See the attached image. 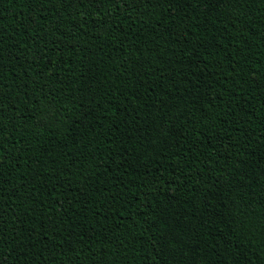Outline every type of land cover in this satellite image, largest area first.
<instances>
[{"label":"trees","instance_id":"trees-1","mask_svg":"<svg viewBox=\"0 0 264 264\" xmlns=\"http://www.w3.org/2000/svg\"><path fill=\"white\" fill-rule=\"evenodd\" d=\"M195 8L106 3L108 29L94 27L101 13L91 5L0 0V47L20 56L0 71L2 264H264V0L243 5L227 32L229 9ZM197 13L188 34L185 17ZM40 54L51 63L21 75Z\"/></svg>","mask_w":264,"mask_h":264},{"label":"snow or ice","instance_id":"snow-or-ice-1","mask_svg":"<svg viewBox=\"0 0 264 264\" xmlns=\"http://www.w3.org/2000/svg\"><path fill=\"white\" fill-rule=\"evenodd\" d=\"M120 0H59V3L63 4V5H67L68 7L74 9V10H78V9H82L85 7V5H91L93 7H95L98 12L101 13V20L99 24H95L94 27L96 28H105V26H108V29L111 28L115 17L110 14L105 12V4H109L110 6H118L119 5ZM123 4L125 6H128L129 4L137 9H140L144 6V4L146 3L149 6H161L163 7V5L165 4H172L175 2V0H122ZM186 2L191 5V7H193V10L195 11L196 8L195 6H204L206 8V12H205V16H212L213 13L217 12V9H229V11H224L222 13L223 15V19L220 20V23L224 25L223 31L227 32L229 29V25H231V27H236L237 22L239 20V10L243 5H246L250 2V0H186ZM131 10V9H129ZM165 11H167V9H164ZM41 11L43 12L44 9H41ZM235 13V14H234ZM75 15H79L78 11H74ZM118 14V13H117ZM175 14H173V18H174ZM43 18V17H41ZM200 16L199 13H197L196 16H192V15H188L185 17V29L184 31L188 34H190V29L193 26L191 23H189L190 21L193 20H199ZM33 23H35V21H33ZM107 30V29H105ZM38 32H41L40 35V39L43 40V35H42V30L38 29ZM215 31L219 32L220 29H215ZM239 31H242V29H239ZM33 35L35 36L36 33H33ZM84 36H88V32L85 30L83 32ZM171 35V34H170ZM178 35V34H177ZM178 42V41H176ZM26 47H32L31 42L28 43V45H26ZM201 47H203V45H201ZM59 51H62V49H58ZM17 57H19V59H17ZM206 58V57H205ZM20 60V56L17 55L15 57L12 56L11 54V47H9L8 52L5 53L4 48L0 47V71H2L5 67V60ZM43 60L45 63V66L51 63V59L45 60L44 55L40 54L38 55L33 61H28L27 58L24 59V62L20 65L24 70L21 73V75H27V71L28 68H32L34 66L39 67V61ZM24 64H27V67H24ZM37 77L40 80L43 81H47L48 77L44 75V71L43 68H40V70L37 72ZM32 84H36L37 81L36 80H32L31 81ZM7 87L6 85H4L2 83V81H0V89ZM17 87L20 88L25 97H28V89H27V83L20 85L17 84ZM194 88H198V85H193ZM44 88H46V84H41V90H43ZM62 91L64 89H61ZM147 91H151V89H147ZM8 93L0 91V117L3 116L4 114V110L5 108L8 107L7 104H5V98L7 97ZM53 95L52 90H48V92L45 94L44 98L47 99L48 96ZM131 95L135 96V93H132ZM104 97H108L110 96V91L106 90L103 93ZM136 99H140L139 96L135 97ZM16 99V103H20V98L19 95H17ZM114 99V97H113ZM51 103V102H50ZM163 101H161V104L163 105ZM14 107V105H13ZM81 108H84V105L81 104L80 105ZM167 107V106H166ZM117 108L119 109V105H117ZM38 111H43L42 109H39ZM57 113L63 111L62 108H58L56 109ZM125 112L128 111H135L134 109H129L128 107H126L124 109ZM112 115H116V113H113ZM93 116V112L91 110H85L84 112V118L86 120H89L91 123V117ZM18 118V117H17ZM107 113L105 112L103 116H98L96 117L97 121L101 122V126H102V121L104 119H107ZM132 119L134 121H137L139 119V113L137 112V114L135 116L132 117ZM123 123H127L128 121L126 119L122 120ZM74 124H78L79 120L77 121H73ZM37 127H44L43 122H38L37 123ZM167 128L165 126L164 129L161 130V140L163 141L164 137H163V133L164 131H166ZM0 131H2V129H0ZM69 131L71 132L72 129L69 128ZM86 131H92V132H97V128L95 125H92L90 128H88ZM116 131H119V127L116 128ZM109 143H111V141H109ZM64 147H67V145H64ZM162 153L158 152L157 156L159 157V155H161ZM95 157H93L94 159ZM7 159V156L4 155V151L0 150V167H3V161ZM165 159H167V157H165ZM154 165L157 166L156 170L159 171V167H161L162 165H160V161L159 159L153 161ZM122 165H118L117 167H121ZM143 166V165H142ZM182 170V169H181ZM3 173L0 172V175H2ZM123 175V174H121ZM114 177L109 176V180H112ZM162 179V177H157L156 180L153 181L154 184L158 183L160 180ZM177 180L179 181V177H177ZM179 183H183V181H179ZM241 187H247L246 184H242ZM97 191H100L99 189H97ZM136 193L133 192L131 193V197H135ZM130 197V199H131ZM27 199V198H25ZM111 199H118V196H113L111 197ZM23 202V201H22ZM100 203H104V201H100ZM51 210V209H49ZM94 215H99V209L96 210V212L94 213ZM241 225L243 226L244 230H247L248 228V222L245 220H241ZM261 227H264V225H261ZM9 227H0V242L3 241V233L7 232L9 230ZM255 235V233H253V236ZM19 237H12V242H15L16 240H18ZM165 240H167V237L165 238ZM27 242H28V246L31 247L34 243H35V238L32 236H28L27 237ZM175 244L178 245L179 247L177 248V254L179 253H185V248L187 247V245L184 244V240L182 238L177 237L175 240ZM56 245H53V247H55ZM118 247V251L117 252H113V257L116 258L118 257V252L120 249H123L126 247L124 240L120 241V244L117 246ZM225 251H228V249H225ZM186 255V253H185ZM123 259L122 256H119L117 259H114L112 261V264H120V260ZM243 259L247 260V264H253V262L251 261L250 258H248L247 256L243 257ZM0 264H2V262H0ZM220 264H224V261H221ZM233 264H240L239 260H236L233 262Z\"/></svg>","mask_w":264,"mask_h":264}]
</instances>
